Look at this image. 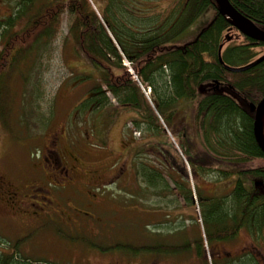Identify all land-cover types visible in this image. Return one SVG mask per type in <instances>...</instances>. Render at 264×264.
Here are the masks:
<instances>
[{
	"label": "rangeland",
	"instance_id": "rangeland-1",
	"mask_svg": "<svg viewBox=\"0 0 264 264\" xmlns=\"http://www.w3.org/2000/svg\"><path fill=\"white\" fill-rule=\"evenodd\" d=\"M153 1L115 0L108 10L100 0H92V5L100 12L107 13L113 20L112 25L119 32L123 31L124 27L126 30L138 32V28L142 30L143 26L147 25L130 16V12L136 17L141 14L150 17L153 11V14L159 12L160 16L164 17L166 13L161 10L171 3V0ZM214 15L213 7H208L181 37L194 36ZM70 23L68 15L62 16L56 35L50 41L41 39L37 48H32L29 53L24 54L16 75L12 71V78H8L6 83L0 86V108L3 112L0 117V168L5 166L14 172L17 164L25 160L27 145L42 144L41 136L46 127L51 129L66 124L79 145L88 141L91 153L85 158V166L97 168L98 172L104 174L99 178V182L97 179L94 180L97 182H92L95 185L106 183L111 176H116L112 183L96 186L98 188L94 186L82 200L83 203L89 204L96 199V203L91 204L101 212L102 241H113L115 246L120 248L131 245L135 251L141 250L139 247L144 244L175 245L179 237L182 240L187 237L193 241L198 237L199 231L191 212L194 213L195 206L200 204L199 195L202 194L207 199L217 198L234 185V178L226 176L223 179L215 171H212V175L209 171L202 172L200 168L195 169L193 164H188L187 156L192 155L193 161L203 163L209 168L222 165L217 161L221 155L215 154L216 158L213 159L207 151L203 154L201 132L195 122L190 99H182L174 104V125L171 124L167 128L161 120L153 130L143 124L140 128L133 125L130 119L137 114L127 110H121V113L114 109L116 102L110 94L112 106L99 111L74 113L75 107L89 96L91 88L102 78V71L92 66L83 54L77 51L74 36L70 32ZM235 33L236 31H232L230 34L235 36ZM235 43L242 44L244 40H235ZM254 51L263 53L264 50L254 48ZM122 66L132 75L135 72V65L127 60H122ZM219 91L230 94L238 101L243 100L240 94L228 86L220 87ZM149 95L145 96L153 105L152 92ZM36 133L39 134L38 141L27 138V135ZM183 134H186V138ZM133 139L138 142V146L134 144V148L129 149L127 141ZM186 146L190 148L191 155L186 152ZM262 163L264 160H256L254 165ZM143 167L148 172V181L136 174ZM180 167L187 172L188 176L185 177L192 178H181V175H178ZM132 170H135L134 173ZM173 175L177 181L173 179ZM92 176L93 174L89 175L91 178ZM159 178L161 180L154 184ZM242 178L245 186H252V179L246 176ZM210 180H213L211 182L214 184ZM175 182L179 183L177 190ZM255 182L258 184L260 180L256 179ZM166 187L174 190L166 191ZM185 189H188L189 193L191 190L194 192L195 204L185 203L182 196L178 199V196L175 198L171 195L175 194V191L185 192ZM178 200L183 204V217L188 219L182 224L187 226L186 234H169V229L173 227H159L152 222L153 217L144 216L150 206L153 211H158L156 213L162 210V206L173 210ZM165 219L171 217L167 216ZM201 227L203 228L204 224H201ZM157 231L160 233L156 234ZM132 254L134 261L142 257L139 253Z\"/></svg>",
	"mask_w": 264,
	"mask_h": 264
},
{
	"label": "trees",
	"instance_id": "trees-1",
	"mask_svg": "<svg viewBox=\"0 0 264 264\" xmlns=\"http://www.w3.org/2000/svg\"><path fill=\"white\" fill-rule=\"evenodd\" d=\"M230 2L243 15L264 28V0ZM208 7L215 10L211 20L194 36L181 37ZM65 8L63 3H54L44 9L39 15L37 37L26 36L29 32H25L24 43L34 37L38 41L44 37L50 41L57 33L61 11ZM67 9L71 22L70 32L74 36L77 51L92 66L102 71V78L75 110L99 111L108 108L112 106L110 94L120 104L135 107L138 115L134 125L137 128L143 124L153 130L158 127L157 122L160 123L161 118L168 128L174 125V104L182 99H190L192 113L201 132L203 154L207 151L213 159L216 158L215 154L221 155L216 160L222 165L209 168L193 161L190 148L186 146V152L191 155L187 156L188 163L198 166L202 172L215 171L219 176L226 177L233 176L237 171L225 166L223 161H234L236 158V163L232 162L234 167L238 166L241 175L252 179L254 186L250 190L238 182L230 197L214 200L213 204L219 205L215 210L216 215H241L248 223L253 222L254 217L263 221L264 163L254 165V162L264 160V153L254 136V114L249 106L240 104L230 94L214 89L213 85L224 84L240 94L246 104H257L264 97V61L240 73L228 71L225 64L220 62L219 48L225 41L224 32L232 26L219 13L215 0H171L168 7L161 10L166 13L164 17L159 12L153 14V11L150 17H138L147 25L142 30L138 28V32L126 30L125 27L119 32L112 25L113 20L108 14L95 10L90 0H71ZM130 15L134 16L131 12ZM51 27L53 29L48 30ZM262 46L264 42L244 36V43H231L223 50V61L234 66L248 64L260 54L254 48ZM31 50L22 48V57ZM121 52L135 65L136 74L143 86L152 89L153 105L143 94L138 82L122 66ZM2 115L0 108V117ZM183 136L186 138V134ZM136 174L147 180L145 167ZM256 179H260L258 184ZM191 196L190 191L184 195V199L189 201ZM261 203L263 206H259ZM158 246L173 249V246Z\"/></svg>",
	"mask_w": 264,
	"mask_h": 264
},
{
	"label": "flooded vegetation",
	"instance_id": "flooded-vegetation-1",
	"mask_svg": "<svg viewBox=\"0 0 264 264\" xmlns=\"http://www.w3.org/2000/svg\"><path fill=\"white\" fill-rule=\"evenodd\" d=\"M100 1L107 8L115 0ZM70 2L0 0V86L12 78V71L14 75L16 70L18 72L22 48H37L39 41L35 37L40 13L54 3H63L66 8L61 11V17L68 15ZM138 17L149 15L141 14ZM232 28L224 32V42L227 44L224 48L235 43V40H244V35ZM232 31L237 34L232 36ZM25 32H29L26 36H35L34 39L24 43ZM258 48L264 50L263 46ZM114 101V109L119 112L127 110L137 114L131 104L122 105L116 97ZM238 102L244 105L245 101ZM77 112L74 110V113ZM134 120L136 117L130 119L133 125ZM1 138L0 134V141ZM27 138L40 139L38 133L27 135ZM41 138V145H27L25 160L17 164L14 172L5 166L0 168V264H264V220L254 217L253 222L248 223L241 215L217 216L215 210L219 205L213 204L218 198L230 197L238 182L245 186L240 168L232 163H236V158L224 162L225 166L237 171L232 176L234 185L226 191L227 194L210 199L201 194L200 204L194 205L195 211L191 213L199 231L198 237L193 241L179 237L178 243L168 245L173 249L144 244L139 247L141 250L135 251L131 245L120 248L113 241H102L101 212L92 205L96 199L92 204L82 201L92 188L112 183L116 178L111 176L109 182L95 185L97 181L94 180L99 182L104 174L98 172L97 168L85 166V158L91 153L88 141L79 145L66 124L51 129L46 127ZM134 144L138 146L135 139L127 141L129 149L134 148ZM179 170L181 178L188 176L182 167ZM90 174H93L92 178ZM252 186L246 187L251 190ZM164 189L168 190L167 187ZM185 190L175 191V198L182 196L185 203L195 204L193 196L189 201L184 199V195L189 193L188 189ZM204 200L209 202L205 203ZM259 206H263V203ZM181 207L183 204L178 200L173 210L162 206L159 213L150 209L143 213L145 217H153L152 222L159 227H173L169 229V234L182 235L187 232V226L182 224L188 219L183 217ZM167 216L171 219H165ZM201 224H204L203 228ZM132 252L139 253L142 256L140 260L134 261Z\"/></svg>",
	"mask_w": 264,
	"mask_h": 264
},
{
	"label": "water",
	"instance_id": "water-1",
	"mask_svg": "<svg viewBox=\"0 0 264 264\" xmlns=\"http://www.w3.org/2000/svg\"><path fill=\"white\" fill-rule=\"evenodd\" d=\"M219 13L226 17L232 26L236 27L242 34L251 38L255 41L264 42V28L258 26L253 20L243 15L238 11L230 0H215ZM223 44L219 48V59L220 62L225 64V68L231 72H245L255 66L259 65L264 61V55L255 59L254 61L241 65L233 66L226 64L222 58ZM218 86V85H217ZM250 109L254 113V123L253 130L256 142L258 143L260 149L264 153V97L258 102V104H250Z\"/></svg>",
	"mask_w": 264,
	"mask_h": 264
},
{
	"label": "crops",
	"instance_id": "crops-1",
	"mask_svg": "<svg viewBox=\"0 0 264 264\" xmlns=\"http://www.w3.org/2000/svg\"><path fill=\"white\" fill-rule=\"evenodd\" d=\"M150 205H151V204H150ZM151 208H152V206H150V208H149V209H150V211H153Z\"/></svg>",
	"mask_w": 264,
	"mask_h": 264
}]
</instances>
